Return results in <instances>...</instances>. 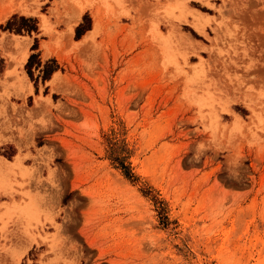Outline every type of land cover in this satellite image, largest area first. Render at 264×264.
<instances>
[{
	"label": "rangeland",
	"instance_id": "rangeland-1",
	"mask_svg": "<svg viewBox=\"0 0 264 264\" xmlns=\"http://www.w3.org/2000/svg\"><path fill=\"white\" fill-rule=\"evenodd\" d=\"M21 1L0 264H264V0Z\"/></svg>",
	"mask_w": 264,
	"mask_h": 264
},
{
	"label": "bare ground",
	"instance_id": "bare-ground-1",
	"mask_svg": "<svg viewBox=\"0 0 264 264\" xmlns=\"http://www.w3.org/2000/svg\"><path fill=\"white\" fill-rule=\"evenodd\" d=\"M0 2L3 3V5H4V11L0 15V21H3L12 12H15V11L20 12L22 14H30L32 12V10L30 9L29 3L26 2L27 3L26 4L25 1H21V0H0ZM80 11H82V8H80ZM80 11H79V13H80ZM194 17H195L194 18L195 27H197L198 30H200V27L204 23V19L206 18V16L199 13V12H195ZM26 55L27 54H25V56H24V60L26 58ZM21 82L25 87L28 85V83L26 82V79L22 80V78H21ZM15 161H16V159H15ZM2 164H4V163H2Z\"/></svg>",
	"mask_w": 264,
	"mask_h": 264
},
{
	"label": "trees",
	"instance_id": "trees-1",
	"mask_svg": "<svg viewBox=\"0 0 264 264\" xmlns=\"http://www.w3.org/2000/svg\"><path fill=\"white\" fill-rule=\"evenodd\" d=\"M14 18H17L15 21L12 20ZM15 24L17 27L15 29H12V27L8 26L7 24ZM1 29H7V30H13L15 33H19L21 31H25L27 33L35 30V22L32 18H27V17H23V16H16V15H12L10 17V20H8L5 24V26H0ZM32 55H30L27 59V62L25 64V66H28V62L30 61V57ZM2 67V59L0 58V68ZM1 70V69H0ZM44 72V70H43ZM124 175H127V172L125 170H123Z\"/></svg>",
	"mask_w": 264,
	"mask_h": 264
},
{
	"label": "crops",
	"instance_id": "crops-1",
	"mask_svg": "<svg viewBox=\"0 0 264 264\" xmlns=\"http://www.w3.org/2000/svg\"><path fill=\"white\" fill-rule=\"evenodd\" d=\"M82 13H83V11L81 12V14L79 15V17L77 18V20L75 21V24H74V26L75 25H77L76 27H79V25L82 23V22H80L81 21V16H82ZM12 15H15V13H12ZM11 15V16H12ZM21 16V15H20ZM24 17V16H23ZM8 20H10V18L8 19L7 18V20L6 21H8ZM80 22V23H79ZM73 27V26H72ZM28 44H29V42L27 43V55H26V58H25V60H24V62H23V64H24V68H26V66H25V64H26V62H27V59H28V57L30 56V55H32L31 57H30V61L28 62V66H30V64L32 63V61L35 63V65L37 66V68L39 69V68H41L42 67V65H44V64H46L45 62H47V61H45V62H43L42 61V58H41V56H39L38 55V49L35 47V48H31V47H29L28 46ZM34 59V60H33ZM53 70V69H52ZM41 72V71H40Z\"/></svg>",
	"mask_w": 264,
	"mask_h": 264
}]
</instances>
